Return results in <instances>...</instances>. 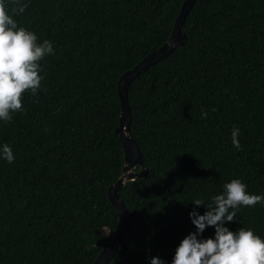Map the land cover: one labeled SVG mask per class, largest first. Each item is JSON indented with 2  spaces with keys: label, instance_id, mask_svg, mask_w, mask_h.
<instances>
[{
  "label": "trees",
  "instance_id": "16d2710c",
  "mask_svg": "<svg viewBox=\"0 0 264 264\" xmlns=\"http://www.w3.org/2000/svg\"><path fill=\"white\" fill-rule=\"evenodd\" d=\"M4 2L53 53L39 62L36 95L25 92L23 110L0 121V264H92L117 227L106 191L124 162L118 79L168 39L183 0ZM184 32L128 87L148 173L118 191L129 232L108 264H172L196 233L189 214L204 215L233 179L264 197V0H196ZM223 227L264 239V203L241 206ZM197 238L214 239V227Z\"/></svg>",
  "mask_w": 264,
  "mask_h": 264
},
{
  "label": "clouds",
  "instance_id": "9594fccd",
  "mask_svg": "<svg viewBox=\"0 0 264 264\" xmlns=\"http://www.w3.org/2000/svg\"><path fill=\"white\" fill-rule=\"evenodd\" d=\"M27 4L18 5L14 12L23 13ZM53 53L50 41L37 43V37L17 23L9 15L4 0H0V121L9 122L12 114L23 110V95H36L40 89V61ZM202 113V117L206 116ZM240 131L234 128L232 144L240 150ZM2 156L9 164L14 162L11 147H2ZM264 203V197L250 195L246 185L233 179L224 185V193L214 197V207L209 206L204 215L196 211L189 218L196 233L182 240L175 251L172 264H264V239L252 230L241 228L233 233L225 222L236 218L241 206L252 207ZM193 205L204 206V201L196 199ZM206 227H214L215 238L198 240ZM150 264H163L159 258H152Z\"/></svg>",
  "mask_w": 264,
  "mask_h": 264
},
{
  "label": "water",
  "instance_id": "95a60500",
  "mask_svg": "<svg viewBox=\"0 0 264 264\" xmlns=\"http://www.w3.org/2000/svg\"><path fill=\"white\" fill-rule=\"evenodd\" d=\"M195 1L183 0L168 39L159 48L147 54L132 69L123 73L118 79L117 97L120 114L114 134L118 136L120 141L124 162L120 177L106 191L107 200L117 214V227L109 245L97 254L92 264H108L116 254L118 246L129 232V224L126 220L127 209L118 196L119 189L124 187L128 182L145 179L148 173L147 168L143 164L140 148L130 133L131 117L127 100L128 87L137 76L144 73L151 66L166 59L177 47L182 46L186 42V34L184 32L185 20ZM136 168H138V171H135Z\"/></svg>",
  "mask_w": 264,
  "mask_h": 264
},
{
  "label": "rangeland",
  "instance_id": "374dc122",
  "mask_svg": "<svg viewBox=\"0 0 264 264\" xmlns=\"http://www.w3.org/2000/svg\"><path fill=\"white\" fill-rule=\"evenodd\" d=\"M104 234L107 236V234H108L107 231H104Z\"/></svg>",
  "mask_w": 264,
  "mask_h": 264
}]
</instances>
